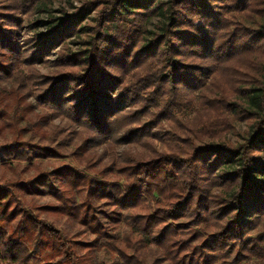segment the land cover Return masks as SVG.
Masks as SVG:
<instances>
[{"label":"trees","instance_id":"obj_1","mask_svg":"<svg viewBox=\"0 0 264 264\" xmlns=\"http://www.w3.org/2000/svg\"><path fill=\"white\" fill-rule=\"evenodd\" d=\"M25 1L44 9V0ZM18 5H0V85L8 83L0 86V126L15 123L12 113L46 133L21 102L26 92L82 143L153 141L158 131L165 140L121 161V184L68 164L14 180L12 189L0 181V264H98L89 239L107 228L108 213L92 196L116 216L126 212L108 245L111 264H264V233H251L264 221V0H85L47 16L31 42L18 39ZM80 34L75 49L66 46ZM45 60L52 70L41 74L32 65ZM193 105L189 118L173 114ZM153 118L169 127L149 130ZM234 120L247 124L230 143L221 136ZM20 144L38 156L51 151ZM14 190L42 201L23 204ZM34 228L27 250L18 239ZM42 247L53 251L45 261L34 255Z\"/></svg>","mask_w":264,"mask_h":264},{"label":"rangeland","instance_id":"obj_2","mask_svg":"<svg viewBox=\"0 0 264 264\" xmlns=\"http://www.w3.org/2000/svg\"><path fill=\"white\" fill-rule=\"evenodd\" d=\"M17 4V15L20 19L21 26L17 28L19 41L27 40L30 41L34 39V33L43 31L46 28L45 21L48 19L47 16H56L61 13V10L71 11L75 7L81 5L85 0H44V9H33L32 4L25 0H14ZM6 0H0V5L5 4ZM2 9L0 8V11ZM238 9L229 8L227 13H234ZM239 12V11H238ZM94 11L90 12L92 15ZM88 20V19H86ZM158 21L157 16H152L147 20V27L149 29L154 28V24ZM190 21L195 27H200L199 20L192 16ZM84 37L82 34L79 36L72 35L65 41L66 46L71 49H75L79 44L74 43L79 38ZM75 40V41H72ZM57 47L54 48L51 54L45 56V58L52 59L56 54ZM50 62L46 60L44 62L33 63V68L41 74H45L51 71ZM24 71H27L25 65H21ZM1 88L3 90L7 89L8 83L2 81ZM6 86V87H5ZM30 88V87H29ZM25 90V89H23ZM31 90V89H30ZM32 94V93H31ZM31 94L24 92L22 99L30 102V108L33 112L39 114L41 117L40 122L44 123L43 136H40V132H31V125L29 123H23L22 115L10 114L12 119H15V123H10L8 120H2V125L0 126V181L3 183H8L14 186V180L17 179H28L38 174L41 171L50 172V169L58 164H68L79 171L95 177L96 180L101 181V183L109 184L111 182H117L121 184L123 182L117 169L119 165L122 164L121 161L135 156L140 155V153H145L149 150L150 146L157 148L158 150L164 148V131H158L157 137L153 138V141L148 138L146 141H140L138 139L135 141H125V142H115L107 143L101 142L93 145H88L81 142L80 135L75 132L74 127L68 124L65 118L57 116L54 112L46 109V107L40 105ZM189 107L183 108L181 111L173 112L181 120L189 118L193 115V108ZM13 110L19 113L16 107ZM12 111V110H10ZM142 119H147L142 117ZM54 126H49V124ZM246 120H234L231 129L226 131L221 139L228 141L230 143H237L242 140V135L246 128ZM26 125V126H25ZM161 126V127H160ZM169 124L165 118H161L158 122L154 121V118L150 121L149 130L157 131L159 128H168ZM25 129H28L25 130ZM162 130V129H160ZM10 132H20L24 135L14 137L11 136ZM216 140V139H215ZM27 142L28 144H33L36 146H47L51 151L46 152L45 156H38L33 154V149L37 150L35 147H24L20 143ZM29 156V157H28ZM13 184V185H12ZM15 195L22 201L23 204H39L42 199L36 197L35 199L29 197L25 192L14 190ZM93 202L102 210L108 213L106 218V229L99 233L96 238H91L88 236L89 242L91 244V250L96 254L95 262L98 264H111L113 253L108 245L109 242L117 241L122 233L124 219L126 217V212L123 209L119 210V214L114 215L112 208L101 201H97L92 196ZM26 201V202H25ZM28 201V202H27ZM153 205V203H152ZM16 210H21L22 205H18L15 202ZM33 206L32 208H34ZM38 213L39 211H34ZM116 217V222L113 224L111 217ZM37 217V216H36ZM13 220L12 222H14ZM188 223V222H186ZM34 231L32 230L28 237L25 239H18L20 242L25 244L28 250L29 245L32 240L36 237ZM258 232L264 233V221L251 230L252 234ZM39 257L41 261H45L52 257L53 251L50 247H42L38 252L34 254Z\"/></svg>","mask_w":264,"mask_h":264}]
</instances>
